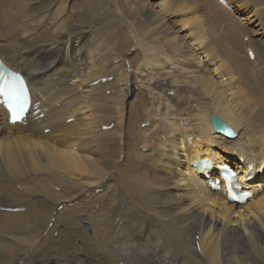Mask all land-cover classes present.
I'll list each match as a JSON object with an SVG mask.
<instances>
[{
	"label": "bare ground",
	"instance_id": "obj_1",
	"mask_svg": "<svg viewBox=\"0 0 264 264\" xmlns=\"http://www.w3.org/2000/svg\"><path fill=\"white\" fill-rule=\"evenodd\" d=\"M57 1L0 0V59L34 103L27 125L0 106V207L25 210L0 212V264H264V0H139L130 16L155 27L137 42L109 0ZM223 165L246 204L210 188Z\"/></svg>",
	"mask_w": 264,
	"mask_h": 264
},
{
	"label": "rangeland",
	"instance_id": "obj_2",
	"mask_svg": "<svg viewBox=\"0 0 264 264\" xmlns=\"http://www.w3.org/2000/svg\"><path fill=\"white\" fill-rule=\"evenodd\" d=\"M5 3L7 2V3H11V2H9V1H12V2H14V1H16V4L18 5V4H22V5H25V6H28V7H23L25 10H26V13H28V14H34L36 11H35V9H36V7H33L34 5H35V2H32L33 0H3ZM99 1H101V0H99ZM115 2L113 3V0H109L108 1V6L107 7H109L110 5L112 6V7H114L115 9H119L120 7V9H121V11H122V9H124V11H122V13L124 14L125 12H126V15H125V19H126V21H128V23H129V25H131V26H134V27H131L133 30L131 31L130 29L128 30H126L124 33H123V35L125 36V39H127L128 37H130V38H132L131 39V41H135V42H137L138 40L140 41V39L142 40V41H145V39H144V37H143V33H144V31H149V30H151L152 28H154L153 27V25H150V24H153L154 22L151 20L150 21V19H148L147 17H145V15L143 14V12H142V16L144 17V22H141L139 19H136L135 17H133L132 15L130 16V14H129V8L130 7H128V6H131V5H134V6H136L137 5V3L139 4V0L137 1V0H114ZM123 1V2H122ZM130 1V2H129ZM242 0H235V2L234 3H239V2H241ZM59 4H62V5H65V1L64 0H59V1H57ZM127 2H129V3H127ZM88 4H89V2H87ZM86 3V4H87ZM95 3H97V2H95ZM124 3V4H123ZM15 4V5H16ZM130 4V5H129ZM136 4V5H135ZM15 5L14 6H12V7H8L9 8V10L10 11H12V17H11V22L12 23H15V22H17V21H19L20 20V17H21V15L19 14V13H17V12H15V10L17 9V8H19V7H15ZM138 6V5H137ZM117 7H119V8H117ZM123 7V8H122ZM110 8V7H109ZM224 8V7H223ZM249 8L250 7H248V9H247V7H242V9L245 11V14H244V16H247V15H249ZM119 9V10H120ZM126 9V10H125ZM247 9V10H246ZM227 10V9H226ZM231 10V9H230ZM228 11V10H227ZM195 12H196V15H195ZM229 12V11H228ZM192 14V15H191ZM128 15V16H127ZM189 15V16H188ZM191 15V16H190ZM110 17L111 16H113V17H111V19H112V21H115V20H120L119 19V17L118 16H116V15H113V13L112 14H110L109 15ZM116 16V17H115ZM196 16H201V13L200 12H198V11H194V12H190V13H188V14H186V15H182V16H180V17H177V19H180V20H182V21H184L185 19H189L190 17H196ZM133 17V19L131 20L130 18H132ZM182 17V18H181ZM184 17V18H183ZM238 19V18H237ZM148 20V22L146 23L145 21H147ZM117 21H115V22H117ZM140 22V23H139ZM151 22V23H150ZM119 23V22H118ZM131 23V24H130ZM135 23V24H134ZM150 23V24H149ZM241 23V22H240ZM133 24V25H132ZM196 25H198V24H196ZM243 24L241 23V29H242V26ZM143 26V27H142ZM146 26V27H145ZM193 26H195V24L193 25ZM199 26V25H198ZM197 26V27H198ZM136 27V28H135ZM138 27V28H137ZM150 29H149V28ZM196 27V26H195ZM3 29V28H2ZM135 29V30H134ZM137 29V30H136ZM145 29V30H144ZM141 30H143V33H141L142 31ZM247 30V26L246 27H243V29H242V31H241V33H240V40H241V36L243 35V41L241 40V42H242V45L244 46L245 44H247V43H245L244 42V38L245 37H247V34H246V31ZM138 31V32H137ZM135 32V33H134ZM140 32V33H139ZM137 33H139V34H137ZM0 34H1V31H0ZM137 34V35H136ZM141 34V35H140ZM135 35H136V37H135ZM139 35L141 36V38H137V37H139ZM97 36L100 38V40L101 41H107V40H109L110 38L108 37V36H105V35H102V33L101 32H99V33H97ZM143 37V38H142ZM165 37H166V35H165ZM248 37H250V36H248ZM135 38V39H134ZM137 38V39H136ZM124 39V38H123ZM154 39H155V41H157V39L156 38H152L151 39V41L150 42H152V43H156L155 41H154ZM137 40V41H136ZM250 40H253V37H250ZM147 41V40H146ZM154 41V42H153ZM252 42V41H251ZM250 43V42H249ZM207 48H209L208 46H206ZM205 47V48H206ZM206 48V49H207ZM256 49V51H257V48H255ZM93 55H94V59H95V64H98V63H100V62H107L109 59H111L112 60V57L109 55V54H106V52L104 51V50H102L100 47L98 48H95L94 49V53H93ZM258 55H260V53H258ZM250 62H252V61H250ZM110 66V65H109ZM108 66V69H110L112 66H113V64L109 67ZM257 66H258V68H260V61L259 62H257ZM153 71L154 72H156L157 71V68H154L153 69ZM85 90H86V88H82V87H80V92H84L85 93ZM110 93L111 92H107V95L109 96L110 95ZM144 103V102H143ZM81 106L82 105H80L78 108H81ZM81 113H83V111L82 110H78L77 111V114H76V116H78L79 114H81ZM158 113L160 114V111H158ZM173 113V112H172ZM164 117H165V112L163 113V117H162V119H164ZM142 118V116H139V119H141ZM84 121H86V116L85 117H82V118H80V120H79V123L80 122H84ZM179 121V120H178ZM161 124H162V126H163V123L161 122ZM68 129L71 131V129L68 127ZM72 132V131H71ZM132 143L133 142H131L130 144H131V146H132ZM89 144H90V146H91V148L93 149V150H95V148L93 147V144H91V142H89ZM158 146H159V143H158ZM158 171V170H157ZM134 172V171H133ZM159 172V171H158ZM118 178V177H117ZM119 179V181H120V178H118ZM125 185H124V184ZM122 185H120L119 186V188L120 187H122V189L120 188V194H122L123 193V197L124 198H128V197H130V193H129V191H128V189H126V182L125 181H123L122 183H121ZM128 195V196H127ZM134 200H136L139 204H136L135 203V205L136 206H138V207H140V208H143V204H142V202H141V196L138 194V193H136V197H135V199ZM152 208V207H151ZM149 210H150V208H149ZM196 240L198 241V237L196 238ZM179 254H181V253H179ZM177 255H178V253H177ZM178 256H180V255H178Z\"/></svg>",
	"mask_w": 264,
	"mask_h": 264
},
{
	"label": "water",
	"instance_id": "obj_3",
	"mask_svg": "<svg viewBox=\"0 0 264 264\" xmlns=\"http://www.w3.org/2000/svg\"><path fill=\"white\" fill-rule=\"evenodd\" d=\"M212 121L214 124V127L219 129V131H225V129L222 126H225L224 121H222L220 118H218L216 115H212ZM219 126V127H218ZM226 127V126H225Z\"/></svg>",
	"mask_w": 264,
	"mask_h": 264
},
{
	"label": "snow or ice",
	"instance_id": "obj_4",
	"mask_svg": "<svg viewBox=\"0 0 264 264\" xmlns=\"http://www.w3.org/2000/svg\"><path fill=\"white\" fill-rule=\"evenodd\" d=\"M5 93V87L3 85H0V94H4ZM15 110L13 109V112ZM15 119V116L13 117Z\"/></svg>",
	"mask_w": 264,
	"mask_h": 264
}]
</instances>
